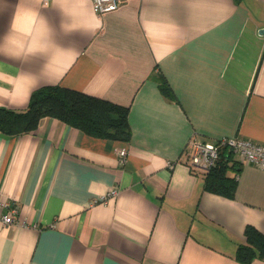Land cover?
<instances>
[{"label": "crops", "instance_id": "0c3cea01", "mask_svg": "<svg viewBox=\"0 0 264 264\" xmlns=\"http://www.w3.org/2000/svg\"><path fill=\"white\" fill-rule=\"evenodd\" d=\"M262 29L264 0H127L104 14L92 0H0V107L60 85L127 106L131 130L121 142L44 116L0 131V202L18 207L0 221V264H242L246 226L264 233V169L235 155L222 195L186 152L194 136L264 146Z\"/></svg>", "mask_w": 264, "mask_h": 264}, {"label": "trees", "instance_id": "16d2710c", "mask_svg": "<svg viewBox=\"0 0 264 264\" xmlns=\"http://www.w3.org/2000/svg\"><path fill=\"white\" fill-rule=\"evenodd\" d=\"M158 81L166 95L175 96L163 76ZM128 113L127 106L104 98L60 85H44L32 92L25 109L0 107V131L7 135L34 132L42 117L51 116L89 135L126 142L131 135ZM237 161L228 147L221 148L217 165L206 173V189L233 196L237 180L229 170L237 166ZM236 258L242 264L264 258V233L254 225L246 226L245 241L238 246Z\"/></svg>", "mask_w": 264, "mask_h": 264}, {"label": "built area", "instance_id": "2783aa9c", "mask_svg": "<svg viewBox=\"0 0 264 264\" xmlns=\"http://www.w3.org/2000/svg\"><path fill=\"white\" fill-rule=\"evenodd\" d=\"M47 2L48 0H44ZM127 0H92L93 6L97 14H104L117 9L122 3ZM223 147H228L239 159L245 163L254 164L264 169V146L249 139L240 137H222L211 141L198 136L191 138L187 145V164L192 172L207 173L213 169L219 160L220 150ZM127 149L118 150L119 160L125 161ZM117 192L112 189L108 195H113ZM106 198V197H105ZM0 205L6 207L7 211L0 214V221L5 224H12L16 221L18 212L17 205H11L8 201L0 202Z\"/></svg>", "mask_w": 264, "mask_h": 264}, {"label": "water", "instance_id": "95a60500", "mask_svg": "<svg viewBox=\"0 0 264 264\" xmlns=\"http://www.w3.org/2000/svg\"><path fill=\"white\" fill-rule=\"evenodd\" d=\"M261 31L264 32V29H262Z\"/></svg>", "mask_w": 264, "mask_h": 264}]
</instances>
